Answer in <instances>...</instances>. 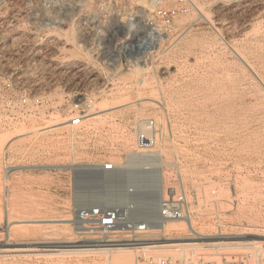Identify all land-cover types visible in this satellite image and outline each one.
I'll use <instances>...</instances> for the list:
<instances>
[{"label":"rangeland","instance_id":"1","mask_svg":"<svg viewBox=\"0 0 264 264\" xmlns=\"http://www.w3.org/2000/svg\"><path fill=\"white\" fill-rule=\"evenodd\" d=\"M193 1L203 14H179L162 31L167 39L158 51L146 56L147 66L131 68L127 58L141 56L137 42L146 28L133 32L111 24L100 46L88 49L78 39L70 5L90 0H0V87L7 81L58 99L85 89L96 94V111L131 104L88 118L74 131L41 129L53 119L0 122V264H135L181 251L194 264H222L223 257L249 262V253L264 246V89L235 52L264 81V0ZM41 33L49 35L46 46L33 41ZM112 59L126 63L109 65ZM85 62L95 77L78 80L73 69ZM144 117L161 128L156 148L163 158L179 157L185 188L193 191L194 230L212 239L111 255L48 248L100 244L75 223L74 206L111 199L112 191L123 201L125 178L84 170L124 163L137 150L136 122ZM154 198L152 192L137 196L151 200L150 214ZM61 218L71 220L51 221ZM164 225L166 232L152 226L143 239L197 236L182 220Z\"/></svg>","mask_w":264,"mask_h":264},{"label":"built area","instance_id":"2","mask_svg":"<svg viewBox=\"0 0 264 264\" xmlns=\"http://www.w3.org/2000/svg\"><path fill=\"white\" fill-rule=\"evenodd\" d=\"M141 1L90 0V3L85 5L74 2L70 5V13L75 17L78 39L82 40L88 49L98 48L111 24L130 27L133 32L146 28L148 31L159 33L168 28L179 14L196 9L193 0H144L149 5L147 10ZM48 37L47 33L35 34L33 41L38 46H46ZM137 43L138 46L140 40ZM79 46L82 44L79 43ZM113 61L118 62L112 59L109 65H112ZM118 63L126 62L119 60ZM94 70L85 62L84 65L80 64L73 69L72 73L78 80H91L95 77ZM109 75V78L116 76L111 73ZM0 98L3 100L0 107V116H3L0 118L1 123L53 119L56 121L53 123H57L55 126L67 127L69 131H74L81 128L85 119L96 112V94L85 89L66 91L62 98L58 99L53 98L50 93L36 94L28 93L26 89H14L11 83L4 81L0 87ZM138 122L135 128L137 150L129 153L124 163L117 165L104 162L97 166V170H84V173L122 175L125 178L121 188L124 193L123 201L118 200L117 191H112L117 195L110 196L111 199L100 198L83 203L78 201L74 206L75 223L87 234L96 237V241L101 244L140 242L154 225L168 220H189L193 191L188 192L181 179L179 157L175 153L171 161L164 162L161 153L153 151L157 149L161 138L159 124L153 117H144ZM168 128L172 134L170 123ZM82 171L79 169L75 174ZM157 172L163 173L164 177L160 180V189L151 191L149 178ZM141 192L155 193L156 211L153 214L145 212V209H149L151 200L137 199ZM248 261L229 262L223 257L222 264H263L264 246H257L249 253ZM135 264L194 263L185 251H181L169 255H150L143 260H137Z\"/></svg>","mask_w":264,"mask_h":264},{"label":"bare ground","instance_id":"3","mask_svg":"<svg viewBox=\"0 0 264 264\" xmlns=\"http://www.w3.org/2000/svg\"><path fill=\"white\" fill-rule=\"evenodd\" d=\"M195 10H197L198 13L203 14L201 8H198V9H195ZM70 36H72V33H70ZM166 39H167V35L164 32L157 33L155 31H150V30L147 31L145 37L140 40V43L138 45V47H140V50H141L140 51V55L141 56H137L136 55V56H132V57L127 58V61L128 60L130 61L129 62L130 63V66L129 67H131V68H136L138 66H140L142 68L143 67H146L147 66V63H145L146 56L149 55L152 52H157L158 49H159V45L158 44H160V41H163V40H166ZM233 51H235V50H233ZM235 52L239 56V58L243 61V63L245 64L246 69H249L250 70L249 72L253 74V76L252 75L251 76L254 77V78H256L257 81H258V83H260V85L264 89V81L261 78L260 74L258 75V73L251 66V64H249L248 61L245 60V58H243L241 54H239L240 52H237V50ZM128 104H130V102L113 105V106L108 107L107 109L106 108H102L99 111L94 112V114L91 115L88 118H91V119L94 118L95 119V117H98V116L100 117V115L104 114V112L107 111V110L109 112H112L110 110H113V109H116V108H119V107H122L123 108L124 106H126ZM132 104H134V102ZM113 112H115V111H113ZM88 118H86L85 120H87ZM136 123H138V122H136ZM43 124H44V122H43ZM56 124L57 123L49 124L47 126L42 127L41 129L42 130L44 129L45 131H48V130H54V129L61 128V126H58V125L55 126ZM25 134L26 133L21 134V136H24ZM127 140H123V138H122V141H124V144L123 145L125 147L128 146V141ZM153 151L154 152H157V153H161V155L164 156L163 153H162V151L159 150V149H153ZM132 152L133 151H130L129 153H132ZM163 161L164 162H167L168 160H165L163 158ZM163 177H164L163 173L157 172V173H155L154 176H151V178H149V183L148 184H149V187H151V189H150L151 191L157 190V189L159 190L160 189L159 188L160 183H161L160 180L163 179ZM181 179H182V177H181ZM182 181H183V179H182ZM153 194H155V193H153ZM116 195H117L116 192H114V193L111 194V196H116ZM79 199H81V198H79ZM155 199H156V196H155L154 200ZM154 203H155V201L153 202V205H154V210L156 211V203L155 204ZM149 206H151V202L149 203L148 207ZM46 220H48V219H46ZM68 220H71V219H68V218L67 219L66 218H63L62 219L61 218V219L51 220V221H60L61 224H63V223H67L65 221H68ZM192 220H193V215L190 213L189 220H182V221L185 222V224H186L187 228L189 229V231L191 230V232H193L194 234L197 235L193 239L187 238V237L184 238V237H180V236L177 237V238H175L176 236L174 238H172V237L169 236V237H163L161 239H152V240H150L151 239L150 238L149 239L150 241H145L144 240L142 242L140 241V242H133V243H112V244L111 243L110 244L109 243H105V244H101V243L100 244H95V243L94 244H86L85 243V244H79V245H73V244H70V245H66V244L65 245H49L47 247L50 248L51 250H58V251H60V250H71V251H99V252H103L105 254H109L110 253V255H111V253H113L115 251H119V250L122 251V250H128V249H133V248H154V247H164V246L181 245V244H197L198 242L193 241V240H201V241H204L205 242L206 240L212 239L210 237L205 236L204 234H201L200 232H199L200 234H198L194 230L196 228H195V225L193 224V221ZM62 221H64V222H62ZM170 221H177V220H168L166 222H170ZM166 222H164V223H166ZM164 223L158 224V225H154V226H156V229H154V230L155 231L156 230H160V232L165 231L167 228L164 225ZM176 230H177V232L179 231V229L177 227H174V231H176ZM150 232L151 231H148L147 234H149ZM182 239L184 240V242L183 241L182 242L181 241H177V240H182ZM185 240H188V241H185Z\"/></svg>","mask_w":264,"mask_h":264}]
</instances>
